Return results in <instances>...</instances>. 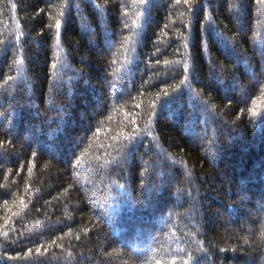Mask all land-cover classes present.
<instances>
[{"label": "trees", "instance_id": "16d2710c", "mask_svg": "<svg viewBox=\"0 0 264 264\" xmlns=\"http://www.w3.org/2000/svg\"><path fill=\"white\" fill-rule=\"evenodd\" d=\"M0 264H264V0H0Z\"/></svg>", "mask_w": 264, "mask_h": 264}]
</instances>
